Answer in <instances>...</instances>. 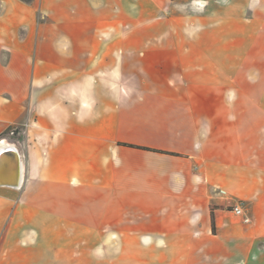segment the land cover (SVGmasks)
I'll list each match as a JSON object with an SVG mask.
<instances>
[{
	"label": "crops",
	"instance_id": "0c3cea01",
	"mask_svg": "<svg viewBox=\"0 0 264 264\" xmlns=\"http://www.w3.org/2000/svg\"><path fill=\"white\" fill-rule=\"evenodd\" d=\"M0 151V264H264V0H0Z\"/></svg>",
	"mask_w": 264,
	"mask_h": 264
},
{
	"label": "built area",
	"instance_id": "2783aa9c",
	"mask_svg": "<svg viewBox=\"0 0 264 264\" xmlns=\"http://www.w3.org/2000/svg\"><path fill=\"white\" fill-rule=\"evenodd\" d=\"M15 130L16 132L18 131V129ZM12 133H15V131H13ZM232 212L238 217H244L245 222L250 221V219L245 215L243 203H238L237 205H235L232 209Z\"/></svg>",
	"mask_w": 264,
	"mask_h": 264
},
{
	"label": "water",
	"instance_id": "95a60500",
	"mask_svg": "<svg viewBox=\"0 0 264 264\" xmlns=\"http://www.w3.org/2000/svg\"><path fill=\"white\" fill-rule=\"evenodd\" d=\"M3 151V150H2ZM2 151H0V152H2ZM1 154V153H0ZM0 157H1V155H0Z\"/></svg>",
	"mask_w": 264,
	"mask_h": 264
}]
</instances>
